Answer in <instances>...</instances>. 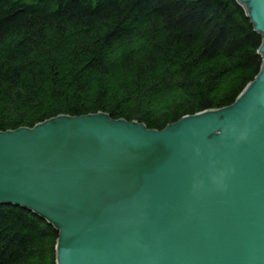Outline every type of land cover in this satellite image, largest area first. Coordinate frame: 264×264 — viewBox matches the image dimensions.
I'll return each instance as SVG.
<instances>
[{
	"label": "water",
	"instance_id": "obj_1",
	"mask_svg": "<svg viewBox=\"0 0 264 264\" xmlns=\"http://www.w3.org/2000/svg\"><path fill=\"white\" fill-rule=\"evenodd\" d=\"M239 1L264 59V0ZM0 203L58 230L57 264H264V61L163 130L100 112L0 131Z\"/></svg>",
	"mask_w": 264,
	"mask_h": 264
},
{
	"label": "trees",
	"instance_id": "obj_2",
	"mask_svg": "<svg viewBox=\"0 0 264 264\" xmlns=\"http://www.w3.org/2000/svg\"><path fill=\"white\" fill-rule=\"evenodd\" d=\"M239 0H0V131L107 112L163 130L261 72ZM59 232L0 203V264H57Z\"/></svg>",
	"mask_w": 264,
	"mask_h": 264
},
{
	"label": "bare ground",
	"instance_id": "obj_3",
	"mask_svg": "<svg viewBox=\"0 0 264 264\" xmlns=\"http://www.w3.org/2000/svg\"><path fill=\"white\" fill-rule=\"evenodd\" d=\"M228 107V106H227ZM225 108V107H224ZM209 110H215V109H209ZM206 111V110H205ZM100 112H102V111H100ZM100 112H97V113H91V114H98V113H100ZM102 113H106V114H109V113H107V112H102ZM85 115H90V114H85ZM110 115V114H109ZM69 116H71V115H69ZM80 116H84V115H80ZM111 116V115H110ZM73 117H78V116H73ZM112 117V116H111ZM113 118V117H112ZM183 118V117H182ZM113 119H116V120H125V121H128V122H137V123H140V124H143V125H145L144 123H142V122H138V121H136V120H127V119H125V118H113ZM179 121V120H178ZM175 123V122H174ZM146 126V125H145ZM148 129H152V128H149L148 126H146ZM166 128V127H165ZM164 128V129H165ZM153 130V129H152ZM154 130H156V129H154Z\"/></svg>",
	"mask_w": 264,
	"mask_h": 264
}]
</instances>
